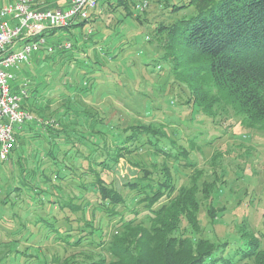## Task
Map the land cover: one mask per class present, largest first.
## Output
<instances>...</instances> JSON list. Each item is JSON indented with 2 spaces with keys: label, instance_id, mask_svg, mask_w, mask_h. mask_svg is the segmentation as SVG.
I'll return each mask as SVG.
<instances>
[{
  "label": "trees",
  "instance_id": "16d2710c",
  "mask_svg": "<svg viewBox=\"0 0 264 264\" xmlns=\"http://www.w3.org/2000/svg\"><path fill=\"white\" fill-rule=\"evenodd\" d=\"M102 1L105 12H114L115 16L120 10L125 18L132 16L141 23L145 21L142 12L136 10V4L141 0ZM159 1L166 7L169 18L162 17L153 26L155 36L164 48L153 59L155 65L160 70L166 65L178 81L186 82L191 89L187 101L197 97L209 114L212 102L220 98L232 102L236 111L245 114L255 125L264 127V0ZM87 21H74L65 27L84 25ZM118 22L121 19L117 18ZM57 28L48 27L34 38L52 36ZM94 34L93 31L87 37L85 32L82 36L79 34L72 49L80 52L93 46L95 57H85L84 62L88 68L101 69L104 64L97 52L108 54L111 50L105 49ZM99 44L100 48L96 46ZM67 51L46 52L47 58L51 57L54 63L61 60L60 66L55 67L56 74L64 69L63 65L77 63L80 67L83 62L75 52ZM110 57L114 58L113 55ZM81 73L86 80L93 79L89 70ZM91 82L73 94L88 89ZM16 84L19 83L16 81ZM210 88H216L220 97L209 93ZM28 91L30 94L24 97L23 106L34 120L17 134L11 160L5 165L7 172H0V179H3L0 197L3 204L11 201L12 207L22 197L28 200V204L36 200L32 211L37 210L36 205L50 203L46 214L31 212V218L30 215L22 217L21 226L27 228L30 220L40 223L37 232H48L64 251L72 252L62 260L56 259L58 256L52 258V263L252 264V260L253 264H264V243L261 241L264 233L249 232L251 230L242 226L239 236L234 239L202 234L203 229L198 225L202 219L196 215L195 186H185L172 197L174 181L171 180V169L164 167L165 164V177L155 176L159 167L153 160L151 166L142 165L144 174L125 181L124 189L116 186L115 177L111 175L120 158L138 152L142 144L150 147L155 156L164 154L177 158L185 155L188 159L190 149L186 146L180 145L176 154L161 140L170 133L159 131L156 123L123 125L122 122L109 132L102 128L107 115L91 103L87 106L84 100L76 97L75 101L69 98L52 108L50 100H42L38 85L29 84ZM210 115L215 117L213 113ZM43 118L46 120L40 122ZM35 140L41 142L39 147ZM170 141L175 142L174 139ZM3 164L0 162V171ZM213 180L218 182L219 177L215 175ZM217 186L218 183H204L199 190L210 193ZM68 187L72 189L69 192ZM29 188L34 190L33 193L27 192ZM54 188L60 192L55 193ZM125 190L134 192L137 202L144 204L145 220H138L137 215L126 218L120 210L121 206L127 205ZM23 192H26L25 197ZM166 194L172 198L157 206ZM212 196L208 194L209 198ZM133 211L138 214L137 209ZM98 214L107 217L109 222L120 216L108 242L104 237L103 219ZM7 244L3 249L5 254H0V264L7 253L14 251L26 257L20 264H51V260H43V252L34 254L28 253V249L14 250ZM84 244L97 245L99 251H109L113 258L106 263V257L93 259L83 254L88 259L80 263L83 257L79 259L77 253H81Z\"/></svg>",
  "mask_w": 264,
  "mask_h": 264
},
{
  "label": "rangeland",
  "instance_id": "374dc122",
  "mask_svg": "<svg viewBox=\"0 0 264 264\" xmlns=\"http://www.w3.org/2000/svg\"><path fill=\"white\" fill-rule=\"evenodd\" d=\"M101 2L102 13H94L91 21L76 27L57 28L54 34L61 39L71 36L73 43L79 34L82 36L85 32L87 37V34L93 31L94 38H99L103 43L102 46L111 50L108 54L104 51L97 52L104 64L101 69L88 68L84 62L85 57H95L93 46L86 47L80 52L77 49L67 51V53L75 52L76 57L83 62L80 67L77 63L63 65L64 69L57 74L55 67L60 66L61 60L54 63L51 57L47 58V54L41 58L38 53L32 52L30 55L32 63L29 66L21 63L17 70L18 73L20 70H25L24 75L20 77L21 80L29 75L30 84L38 85L43 94L42 100H50L52 108L69 98L75 101L76 97L84 100L87 106L98 107L108 117L102 124V128L106 131L113 132L112 127L119 122L123 125L156 123L159 131L170 133L169 137L161 138L168 148H171L170 150L178 154L180 145L190 149L186 159L185 155L177 158L174 155L164 154L155 156L150 147L140 145L138 152L121 157L115 167L111 177H115L117 187L124 189L125 181L140 177L144 174L141 170L142 165L151 166L154 160L159 167L156 177H165L164 167L171 169V180L174 181L172 197L179 194L181 188L185 186H195L196 215L202 219L198 225L202 227L204 236L216 234L234 239L239 236V228L242 226L251 230L249 232H258L262 235L264 233V127L260 124L255 125L245 114L236 111L232 102L220 98L212 102L210 114L215 115L212 118L201 102H198L197 97L187 101L190 99L191 89L186 82L180 80L179 82L174 77V73L168 71L166 65L162 70L155 65L156 61L153 59L157 58L164 48L155 36L153 26L159 23L162 17L169 18V14L165 13L166 7L161 5L162 1L149 0L148 8L142 12L141 17L145 19L142 23L132 16L125 18L120 10L115 16L121 19V22L116 23L114 12H105V4L102 0ZM96 46L101 47L100 44ZM112 55L114 58L110 57ZM46 58L50 59V63ZM83 70H89L93 79L86 80L81 73ZM87 81H92L88 89L81 90L80 94H73L74 91L87 86ZM210 90L209 93L213 96L220 97L217 96L216 88ZM170 139H174L175 142H171ZM39 140H35L38 147L41 145ZM10 155L5 161L0 160L4 163L1 174L2 171L3 174L7 172L5 165L11 160ZM215 175L219 177L218 182L213 180ZM1 183L3 179H0ZM204 183H218L219 186L210 193H205L199 190L204 187ZM67 190L69 192L72 189L68 187ZM33 191L31 188L27 190L30 193ZM54 191L60 192L58 188H54ZM125 194L128 198L127 205L120 207L125 217L137 215L138 220H145L144 204L137 202L133 197L134 192L125 190ZM208 194L213 196L209 198ZM25 195L26 192H23L24 197ZM172 197L166 194L156 205L166 203ZM36 202L31 200L28 204V200L22 197L12 207L11 201L3 204L0 197V216L3 214L0 217V241H4L0 244V254H5L3 249L6 243H9L7 245H11L14 250L28 249V253L34 254L43 252L42 258L47 262L57 256L56 259L62 260L72 252L64 251L62 245L56 243L55 238L49 236L48 232H37L40 223L30 220L26 224L27 228L21 226L22 217L30 215L31 212H36L37 215L46 214L50 209V203L45 202L44 205H36L37 210L32 211ZM134 208L137 209L138 214L133 211ZM98 216L103 219L104 237L108 242L120 216L110 222L107 217L101 214ZM6 217L11 218L7 220ZM261 241L264 243L263 236ZM84 245L81 253H77L79 259H82L83 254L90 255L93 259L106 257V263L113 258L111 252L99 251L97 245ZM16 253L17 251L7 253L1 264H20L25 261L26 257L23 253ZM87 259L83 257L80 263L87 262ZM251 262L253 264L252 260ZM51 264L56 262L52 263L51 260Z\"/></svg>",
  "mask_w": 264,
  "mask_h": 264
},
{
  "label": "built area",
  "instance_id": "2783aa9c",
  "mask_svg": "<svg viewBox=\"0 0 264 264\" xmlns=\"http://www.w3.org/2000/svg\"><path fill=\"white\" fill-rule=\"evenodd\" d=\"M149 0L136 4L138 12H144ZM103 11L101 0H64L50 4L46 0H0V160L8 159L16 145L17 134L34 116L24 108L23 99L29 95L31 79L19 84L17 70L21 63H32V52L44 57L56 49L72 50L71 36L61 39L56 36L35 34L48 27L62 28L74 21L88 19ZM91 32V29L89 30Z\"/></svg>",
  "mask_w": 264,
  "mask_h": 264
},
{
  "label": "crops",
  "instance_id": "0c3cea01",
  "mask_svg": "<svg viewBox=\"0 0 264 264\" xmlns=\"http://www.w3.org/2000/svg\"><path fill=\"white\" fill-rule=\"evenodd\" d=\"M56 2H57L56 0H50L49 3H50V4H56ZM63 2H64V0H58V3H63ZM55 38H56L55 35L50 36V39H51V40H54ZM24 72H25V70H23V71L20 70L19 73L17 72V73H18V79H17V82H18V83H20V81H22L20 77H21L22 75H24ZM28 77H29V75H28L26 78H28Z\"/></svg>",
  "mask_w": 264,
  "mask_h": 264
}]
</instances>
